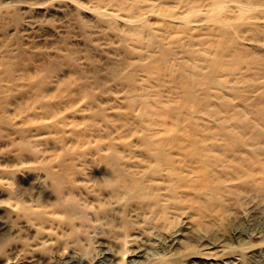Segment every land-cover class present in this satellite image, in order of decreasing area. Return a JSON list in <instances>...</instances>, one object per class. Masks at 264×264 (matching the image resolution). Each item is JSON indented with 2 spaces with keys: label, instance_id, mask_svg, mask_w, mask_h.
Segmentation results:
<instances>
[{
  "label": "rangeland",
  "instance_id": "rangeland-1",
  "mask_svg": "<svg viewBox=\"0 0 264 264\" xmlns=\"http://www.w3.org/2000/svg\"><path fill=\"white\" fill-rule=\"evenodd\" d=\"M0 90L11 96L0 111L2 262L264 264V186L233 179L211 193L190 154L174 157L196 183L169 200L175 178L164 170L159 206L126 197L118 180L151 164L118 145L144 125L177 130L189 153L191 136L204 151L212 141L199 138L203 126L235 119L244 136L261 133L249 146L264 150V0H0ZM110 140L124 149L113 153L119 168L99 159L96 145ZM18 201L52 220H30Z\"/></svg>",
  "mask_w": 264,
  "mask_h": 264
},
{
  "label": "bare ground",
  "instance_id": "bare-ground-1",
  "mask_svg": "<svg viewBox=\"0 0 264 264\" xmlns=\"http://www.w3.org/2000/svg\"><path fill=\"white\" fill-rule=\"evenodd\" d=\"M112 1L118 6L124 5V0H112ZM134 4L135 5H132V8L134 10L138 9L137 8L138 4L137 3ZM217 6H221V4H218ZM147 26H148L147 21H144V23L140 27H135L133 30L134 32L138 33ZM165 55H166V51L162 54L160 58L164 62L166 59ZM239 61L241 62V60L236 59L233 63H237ZM232 66L233 65H231L229 68L232 69ZM164 67H165V63L159 67V70H162ZM181 75L183 78L188 77L186 76V73H182ZM188 80L189 78H187L185 81L183 80L186 89L188 90L186 92L190 98H194L192 97V95L189 94L192 93L193 89H192L191 80L189 81ZM10 97L11 96L8 94L3 95V92L0 90V111L3 112V110L8 106V98ZM147 111H153V110L151 109V107L144 104L143 114H147ZM164 111L166 112V110ZM28 117L32 119L33 114L28 113L26 119ZM237 121L238 120L234 119L233 121L234 123L231 122V124L220 122L215 124L214 126L211 124H209L208 126H203L206 130L207 135L206 134L201 135L199 138L201 140L204 139L212 140L209 143L210 146L207 144L205 146L206 147L205 151L200 149L199 145H197L198 137H195L197 138L195 139L193 138V136H191V138L189 139L190 140L189 153L187 152L185 153V151L181 150L184 147L181 141V139L183 138L182 136H179L177 130H175L174 132L172 129L169 128L167 130L168 132L167 134L156 135L148 131L149 125H144L143 127L146 128V131L137 135L135 140L136 143H134L133 141L119 142L118 145L120 144L125 146L127 145V148L125 149L126 151L137 150L140 148L141 155H143L147 160H149L151 164L149 165L148 169L143 168L140 171H136V172L129 171L130 173L128 172L119 173L118 180L121 179V184L124 188L123 190V188L119 187V191L123 192L126 197H131L133 199L135 198L136 201L144 203L145 205L159 206L160 205L159 199L161 197L156 191V189L159 186L157 179L160 176V174L163 173L164 170L169 179L175 178V183L171 187L170 192H168L169 200L171 199V197L175 195V190L178 185L186 182L187 185H193L196 183L195 180L188 179L183 175L182 173L183 170L181 171V168L177 166L176 159L174 157L175 154H180V155L190 154V156H192L191 159L192 164L189 165V168H191L192 172L194 173L196 172L197 176L201 177V179L203 180L201 181L203 182V185L209 186L212 184L209 187L211 189L210 190L211 193H216L218 190H222L223 193L224 191H228L230 187L232 188V184H230L229 181L233 179H238L239 184H242L243 186L252 185L256 190L260 192L262 190L261 187L264 186V161H263L264 159L263 157H260L261 155L264 156V150L250 148L249 145L251 144V141L253 139L258 138L261 133L252 132L251 134L253 135L250 138L244 136L243 133L244 132L246 133L248 131L247 130L248 125H246V123H243V121L241 122H237ZM42 123H44V125L51 124L50 121L48 122L43 121L36 123V125L40 126L42 125ZM122 124L126 125L127 128H130L129 126H132L127 122ZM192 132L193 130H191V133ZM116 143L117 142L112 140L105 143L100 142L98 145H96V149H98V153L100 154L99 155L100 160H106L108 162H112L114 168H119L118 160L115 158V155L113 153L116 151V149L120 153H122V150L124 149L120 150ZM229 144L234 146L233 148H231L232 150H229L230 149ZM136 145H138V148L136 147ZM239 145H242L244 147L246 146L245 148H243L245 152L243 155L238 154L239 152L236 150L239 148ZM168 146L170 148H167ZM103 147L108 149L109 153L108 152L106 154L100 153L99 151ZM124 155L122 154L119 160L123 159V162L126 165L127 163L132 164V162L129 159H127V157L125 158L126 161L124 160ZM59 158L61 157H58V159ZM258 171H261V173ZM127 180H130L129 183L127 182ZM15 206L18 208V210L26 214L25 216L27 218H29L34 222L36 221L39 224H45L46 222L52 220L53 216H50L48 214L50 213V210L48 208L40 206V204H35V203L26 204L24 202L18 201L17 203H15ZM125 251L127 252V249L124 250V252ZM0 264H16V263L9 259L5 262H2L0 260ZM121 264H123V260Z\"/></svg>",
  "mask_w": 264,
  "mask_h": 264
}]
</instances>
